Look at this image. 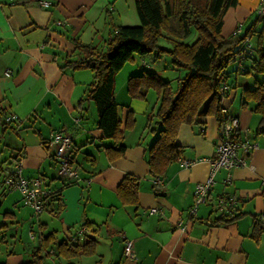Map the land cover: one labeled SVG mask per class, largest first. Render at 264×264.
<instances>
[{"label":"crops","instance_id":"crops-1","mask_svg":"<svg viewBox=\"0 0 264 264\" xmlns=\"http://www.w3.org/2000/svg\"><path fill=\"white\" fill-rule=\"evenodd\" d=\"M47 1L51 2L49 6L40 5L39 0H0V108L4 114L2 119L12 115L17 122L12 124L15 127L12 130L3 131L0 126V148L12 149L11 154L22 148V176L40 177L44 189L61 188L64 208L59 215L43 209L35 212V219L30 216L31 237L27 244L20 243L22 239L16 225L2 222L0 238L9 247L5 250V263L0 264H19L26 256L30 257L34 246L41 244V235L53 232L56 240L68 238L85 220L99 226L95 233L88 232L97 238L96 252L68 261L50 256L55 250V246L50 245L42 248V253L49 251L43 264H264V232L259 242L250 236L253 225L250 213L264 216L261 194L264 135L253 132L259 115L252 112L251 105L241 104L242 90L253 85L259 75L230 72L232 87L222 99L223 109L239 118L242 132L256 147L245 156L244 165L217 170L207 200L198 204L195 216H190L188 210L194 201V187L207 177L208 160L215 155L220 134L218 119L205 115L199 116L196 123L180 125L176 141L183 147L181 159L194 162L188 167L178 159L171 162L159 175L161 183L154 185L153 176L149 174L147 149L157 130L146 127V122L156 107L157 97L155 94L154 99L149 100V92L145 99L130 97L127 80L143 71L162 77L163 54L158 58L153 53L139 58L134 55L114 76V99L121 129L129 110L134 124L123 130L124 153L110 158L106 148L114 141L104 138L97 127L93 101L84 100L93 73L89 69L60 66L66 60L82 56L75 40L101 49L113 26L139 24L135 0ZM258 1L238 0L237 5L228 8L223 17L222 36L242 32L255 17ZM164 41L161 45H168ZM55 131H62L71 138L69 155L72 165L79 170L77 178H66L59 173L50 144ZM40 138L47 141L48 148ZM239 153L242 154V150ZM9 161L8 156L2 157L0 153L3 167L0 207L11 196L3 183L12 166ZM125 173L139 178L136 206L122 204L116 193L117 184ZM227 176L231 177L230 181H226ZM68 180L72 181L67 183ZM16 191L22 198L21 191ZM230 194L237 197L239 211L246 213L231 223L211 224L217 197ZM153 207L157 211L150 213ZM6 212L16 215L14 211ZM182 225L186 226L185 231L180 229ZM34 230L39 231L38 237V231ZM58 233L62 237L58 238ZM125 239L132 240V256L123 251ZM98 244L107 247H102L105 253Z\"/></svg>","mask_w":264,"mask_h":264},{"label":"trees","instance_id":"trees-1","mask_svg":"<svg viewBox=\"0 0 264 264\" xmlns=\"http://www.w3.org/2000/svg\"><path fill=\"white\" fill-rule=\"evenodd\" d=\"M237 3L238 0H135L140 23L113 26L104 48L96 49L75 40L76 49L83 53L82 56L75 60H66L60 67L89 69L93 73V80L84 100L93 101L98 117L97 127L104 138L114 141L113 145L106 148L110 158L124 153L126 147L122 142L123 130L134 124L133 113L129 110L123 130L121 129L117 102L114 99V76L125 63L133 60L134 55L146 56L153 53L158 58L162 54H168L173 67L185 70L182 76L176 77L175 88L170 80L148 71L131 75L127 80L130 97L145 99L150 90L157 97L156 107L151 110L146 122V127L157 130L154 141L147 149L151 176L162 175L171 162L181 158L183 147L176 141L180 125L196 123L199 116L213 115L219 123L231 116L228 109L224 115L222 105L223 97L232 87L228 76L230 72L235 75H259L254 79L253 85L242 90L241 104L251 105L252 112L259 115L253 132L255 135H264V18L255 11V17L242 32L235 31L223 37L221 29L224 14ZM258 23L260 26H257ZM192 29L196 31V36L192 41H187ZM160 38L168 45L159 44ZM232 62L235 66L228 69ZM2 115L4 114L0 108L1 129H15L12 124H17L16 119H2ZM238 136L239 133H236L235 137ZM40 141L48 148L45 139L40 138ZM2 150L1 147L0 153ZM22 153V148H19L8 156L12 166L3 180L8 189L10 187L5 179L14 164L21 161ZM70 164L72 165L71 157ZM2 170L0 165V175ZM39 179L41 181L40 177ZM68 181L70 183L72 180ZM138 183L139 178L136 175H123L116 187L122 204H138ZM46 191L41 198V211L45 209L59 215L64 208L61 188L52 187ZM261 194L264 202V187ZM214 211L215 216L211 222L213 225L234 222L246 213L239 211L237 204L230 212L218 211L216 208ZM250 215L253 220L250 236L259 242L264 232V216L260 213ZM93 225L85 220L68 238L60 240H56L53 232L41 235V244L34 246L30 257L19 264H43L49 251L42 253V248L50 245L55 246L52 251L56 257L68 261L93 255L96 252L97 238L89 233H95L99 227ZM79 237H82L81 241ZM2 241L1 237L0 243Z\"/></svg>","mask_w":264,"mask_h":264},{"label":"built area","instance_id":"built-area-1","mask_svg":"<svg viewBox=\"0 0 264 264\" xmlns=\"http://www.w3.org/2000/svg\"><path fill=\"white\" fill-rule=\"evenodd\" d=\"M39 4L42 6H49L50 1L39 0ZM258 16L264 18V0H259L255 8ZM224 115L225 109H223ZM14 118L12 115H8L6 120ZM236 133H239L238 137H235ZM71 138L68 134L62 131H55L50 137V144L53 146V157L58 161L59 173L66 178H77L79 172L70 164L69 147ZM256 147V143L249 140V138L242 132L240 127V121L237 116L231 115L222 119L220 123V134L217 143L215 144V155L210 158L209 172L207 177L196 183L194 187V201L190 206L188 213L190 216L196 215L197 206L207 200L211 188L215 182V173L219 168L230 169L245 164V156L248 155L253 148ZM242 150V154L239 153ZM183 166H190L194 162L193 160L179 159ZM231 177L227 176L226 181H230ZM5 182L10 188L19 189L22 195L25 197V201L34 209L39 212L42 209L41 198L47 193L46 189L42 188L39 178H25L21 174V164L16 162L12 171L6 177ZM161 183L159 176H153V184L159 185ZM237 203V197L233 194L221 195L217 197L215 202V208L218 211L230 212ZM157 208L153 207L149 209L150 213L156 212ZM182 231L186 230V226H180ZM131 239L124 240L123 251L127 256H132L131 252Z\"/></svg>","mask_w":264,"mask_h":264},{"label":"rangeland","instance_id":"rangeland-1","mask_svg":"<svg viewBox=\"0 0 264 264\" xmlns=\"http://www.w3.org/2000/svg\"><path fill=\"white\" fill-rule=\"evenodd\" d=\"M257 26H260V23H258ZM244 28H245V26H244ZM195 36H196V31L194 29H192L191 34L186 38V40L192 41ZM159 43L164 44L162 38L159 39ZM138 56L139 55H136L137 58H139ZM162 57H163V60L160 63L162 66V69H161L162 77L164 79H169L171 81L173 88H175L176 77L182 76L184 74L185 70L183 68L173 67V65L171 64L170 56L168 54H163ZM234 66H235V63L232 62L228 66V69H231ZM148 96H150L149 100L154 99V96H155L154 91L150 90ZM0 140H1V131H0ZM11 151H13V150L10 148H6L5 150H3L1 152V156L2 157L10 156V155H12ZM78 172H79V170H78ZM9 190H10L11 196L0 207V229H2L4 227V226L1 227L2 222L7 224V225H11V226L16 225V227L19 228V235L21 236V239H22L20 241V243L21 244H27L28 242H30L29 239L31 237L30 236V230H31L30 225H31V223L28 221V218H30V216H32L35 219L36 218L35 214L37 212L35 213L33 208L29 207V203H27L25 201L24 196L22 198L20 196H17V191H16L17 189L16 188H10ZM6 210L14 211L16 215L11 216V213L6 212ZM34 231L37 233L38 230H34ZM38 235H39V231L37 233V237H38ZM57 236H58V238L62 237L60 235V233H58ZM6 243L7 242H2V250L0 252V262H2V263H5V261H6L5 250L9 247V245H6ZM98 246H99V249L101 250V252L105 253V250L102 249V247L104 246L106 249H107V247L104 244H101V245L98 244ZM50 256L53 257L54 254H51ZM26 257H25L26 259L29 258V256H26ZM105 258H107V257H105ZM47 261H48V259H47Z\"/></svg>","mask_w":264,"mask_h":264}]
</instances>
